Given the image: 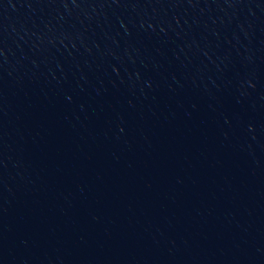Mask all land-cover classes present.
I'll return each mask as SVG.
<instances>
[{"label":"water","instance_id":"obj_1","mask_svg":"<svg viewBox=\"0 0 264 264\" xmlns=\"http://www.w3.org/2000/svg\"><path fill=\"white\" fill-rule=\"evenodd\" d=\"M0 264H264V0H0Z\"/></svg>","mask_w":264,"mask_h":264}]
</instances>
